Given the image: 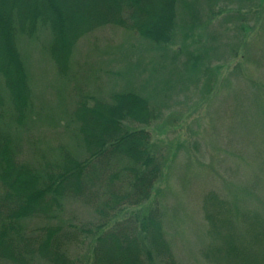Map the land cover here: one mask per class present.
<instances>
[{"label": "trees", "instance_id": "trees-1", "mask_svg": "<svg viewBox=\"0 0 264 264\" xmlns=\"http://www.w3.org/2000/svg\"><path fill=\"white\" fill-rule=\"evenodd\" d=\"M182 3L0 0V264H84L82 248L91 264H180L175 228L152 201L168 162L147 129L161 108L135 91L107 100L84 93L65 125H54L56 116L36 102L19 45L47 32L58 72L69 76L76 45L105 27L170 45ZM258 14L238 11L235 18L251 22ZM218 172L223 190L205 203V263L264 264V156L247 185ZM68 202L90 206L97 219L72 220Z\"/></svg>", "mask_w": 264, "mask_h": 264}, {"label": "rangeland", "instance_id": "rangeland-1", "mask_svg": "<svg viewBox=\"0 0 264 264\" xmlns=\"http://www.w3.org/2000/svg\"><path fill=\"white\" fill-rule=\"evenodd\" d=\"M182 4L177 37L170 45L154 44L135 30L105 27L76 45L69 76L58 72L47 32L20 40L19 46L36 102L50 118L56 116L50 120L54 125H65V113L73 112L84 93L107 100L117 91H135L161 108V117L147 129L168 162L152 201L161 204L168 227L175 228L179 263L207 264L201 254L207 243L205 203L208 195L223 190L218 170L229 183L233 179L243 185L261 173L264 0ZM255 10L256 21L235 18L238 11ZM259 193L258 188L251 195ZM66 213L76 222L97 219L84 203L68 202ZM80 254L84 264H91L90 253L82 248Z\"/></svg>", "mask_w": 264, "mask_h": 264}]
</instances>
